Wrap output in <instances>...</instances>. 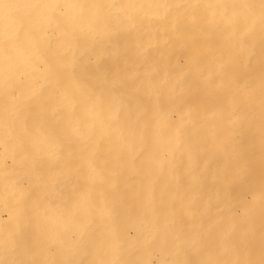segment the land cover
<instances>
[{"label": "bare ground", "instance_id": "6f19581e", "mask_svg": "<svg viewBox=\"0 0 264 264\" xmlns=\"http://www.w3.org/2000/svg\"><path fill=\"white\" fill-rule=\"evenodd\" d=\"M0 2V264L264 258L262 0Z\"/></svg>", "mask_w": 264, "mask_h": 264}, {"label": "snow or ice", "instance_id": "6c2138e0", "mask_svg": "<svg viewBox=\"0 0 264 264\" xmlns=\"http://www.w3.org/2000/svg\"><path fill=\"white\" fill-rule=\"evenodd\" d=\"M15 5L11 4H4L0 2V9H9L11 10ZM48 7H58L56 5H48ZM82 7V6H81ZM262 8H264V0H262ZM77 134L76 131H73V135ZM69 142H71L69 140ZM38 151H43L42 149L38 148ZM44 157L48 162H50L53 165V170L55 171L58 169L62 163L60 159V155L57 153H45ZM262 199H264V194H262ZM184 244L187 248H193L196 247L203 255L206 256V258L198 260V261H192V260H182V261H174L172 264H264V258H262L259 262L248 260V261H233V260H222L215 258L212 249L214 242L212 239L208 240H194L191 237H189L187 240L184 241ZM227 248H225V251ZM219 250L215 253V255H219ZM5 264H46V262L43 261H6ZM57 264H74L72 261L67 262H57Z\"/></svg>", "mask_w": 264, "mask_h": 264}]
</instances>
